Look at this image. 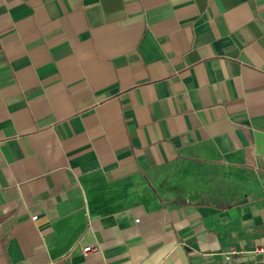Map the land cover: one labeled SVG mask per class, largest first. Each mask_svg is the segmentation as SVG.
I'll use <instances>...</instances> for the list:
<instances>
[{
	"label": "crops",
	"instance_id": "0c3cea01",
	"mask_svg": "<svg viewBox=\"0 0 264 264\" xmlns=\"http://www.w3.org/2000/svg\"><path fill=\"white\" fill-rule=\"evenodd\" d=\"M258 247L264 0H0V264Z\"/></svg>",
	"mask_w": 264,
	"mask_h": 264
},
{
	"label": "built area",
	"instance_id": "2783aa9c",
	"mask_svg": "<svg viewBox=\"0 0 264 264\" xmlns=\"http://www.w3.org/2000/svg\"><path fill=\"white\" fill-rule=\"evenodd\" d=\"M33 220L36 218V216L34 215V216H32L31 217ZM137 220V219H136ZM91 249H94V247H92V246H84L83 248H82V250L84 251V252H86V251H88V250H91ZM256 251H258L260 254H261V257H262V260L264 261V248L263 247H258V248H256Z\"/></svg>",
	"mask_w": 264,
	"mask_h": 264
}]
</instances>
